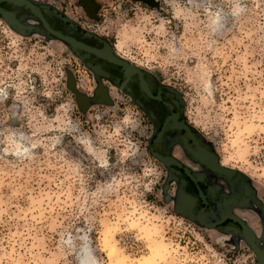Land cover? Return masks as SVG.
<instances>
[{"label":"rangeland","instance_id":"1","mask_svg":"<svg viewBox=\"0 0 264 264\" xmlns=\"http://www.w3.org/2000/svg\"><path fill=\"white\" fill-rule=\"evenodd\" d=\"M42 1L176 89L264 198V0H99L96 16ZM97 83L66 43L0 17V264H258L245 241L175 211L143 115Z\"/></svg>","mask_w":264,"mask_h":264},{"label":"flooded vegetation","instance_id":"2","mask_svg":"<svg viewBox=\"0 0 264 264\" xmlns=\"http://www.w3.org/2000/svg\"><path fill=\"white\" fill-rule=\"evenodd\" d=\"M31 1L52 29L96 50H72L68 45L98 82L96 96L103 99L107 93H121L141 112L147 128V149L162 168L164 196L171 205L202 221L215 215L221 221L214 228L242 242V225L229 217L234 215L251 228L259 245H264V198L242 173L221 161L212 142L190 123L181 94L154 73L124 59L103 34L83 27L48 1ZM75 2L87 16H96L94 10L102 7L99 0ZM0 6L56 38L24 4L0 1ZM117 58L125 64L118 63Z\"/></svg>","mask_w":264,"mask_h":264},{"label":"water","instance_id":"3","mask_svg":"<svg viewBox=\"0 0 264 264\" xmlns=\"http://www.w3.org/2000/svg\"><path fill=\"white\" fill-rule=\"evenodd\" d=\"M0 1H8V2H13L15 4H24L26 8L30 10L32 14H34L36 17H38L45 29L53 34L57 39L61 40L62 42L66 43L71 47L72 50L75 48H83L86 50L94 51L96 52L95 49L90 48L89 46L77 41L71 36L64 35L59 31H56L52 29L48 23L45 21V19L42 16V13L37 5H35L31 0H0ZM0 17L9 25L11 29H13L15 32L21 34V35H29L33 33H39L38 30L33 28V25L30 23H27L26 18L20 17L17 18L16 14L13 11L6 10L3 7L0 6ZM23 21V22H21ZM116 61L118 63L125 64V60L117 58ZM77 99L79 103H83L85 105V100H87L84 95L81 94H76ZM157 156V155H156ZM158 157V156H157ZM175 211L178 212L179 214L183 216H187L188 218L192 219L193 221H196L199 224L204 225L205 227L208 228H214L217 223H219L221 220L214 219V221H202L200 218H194L193 216L189 214H185L182 211H180L179 208H175ZM232 219L238 221L242 225V234L244 235V241L248 245V247L252 250V252L255 254V257L257 259L258 264H264V245L262 243H258V239L253 235V232L250 227H248L242 220L239 218L235 217L234 215H230ZM263 227H264V222H263ZM264 240V239H263Z\"/></svg>","mask_w":264,"mask_h":264},{"label":"bare ground","instance_id":"4","mask_svg":"<svg viewBox=\"0 0 264 264\" xmlns=\"http://www.w3.org/2000/svg\"><path fill=\"white\" fill-rule=\"evenodd\" d=\"M82 262H81V264H94L89 258H88V256H83L82 257Z\"/></svg>","mask_w":264,"mask_h":264}]
</instances>
